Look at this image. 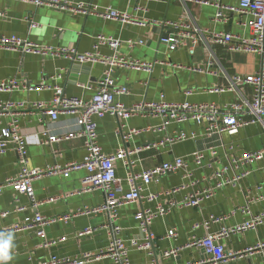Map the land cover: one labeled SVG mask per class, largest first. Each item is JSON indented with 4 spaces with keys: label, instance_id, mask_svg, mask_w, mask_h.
I'll list each match as a JSON object with an SVG mask.
<instances>
[{
    "label": "crops",
    "instance_id": "obj_1",
    "mask_svg": "<svg viewBox=\"0 0 264 264\" xmlns=\"http://www.w3.org/2000/svg\"><path fill=\"white\" fill-rule=\"evenodd\" d=\"M73 9L59 10L49 6H35L18 0H0V35H18L36 43L73 48L77 53L92 51L97 35L113 37L121 41L117 52L141 61H162L156 63L150 73L118 67L114 71L117 85H126L129 94L120 97L125 105L145 100H159L164 94L167 101L187 99L190 102H216L225 104L236 102L240 98H250L251 88L248 85L229 89L228 84L233 75H248L264 68V59L258 54L247 52H230L224 46L200 41L193 55L186 48L180 47L167 51L164 44L159 42L162 30L159 27L146 25H123L118 20H106L95 13H85L84 10L96 7L101 10L106 7L129 14L137 15L148 20H184L205 29L228 31L234 34L249 36L245 25L248 15L229 10L236 7L239 0H64ZM81 4V8L77 5ZM221 12V17L215 15ZM37 23L30 29L24 17ZM128 39L143 40L144 44L128 46ZM98 56L112 54L108 45H100ZM179 65L181 67L173 66ZM189 67L201 69L194 72ZM107 65L79 63L64 57H41L31 53H21L13 50L0 49V81L12 77L25 80L28 84H38L43 77L49 87L40 91L15 90L0 91V103L7 101H49L53 96V88L61 87L64 94L89 99L95 92L96 83L102 78ZM87 84V88L81 85ZM223 87L222 92H210V88ZM191 89L190 95L185 90ZM3 117L2 121H7ZM97 125L98 142L107 153L114 152L121 145L128 148L155 144L139 154L128 156L133 161L131 167L124 160L115 161L116 175L121 179L120 189L128 190L125 178L131 170L134 172L158 165L173 156H182L188 161L190 168L192 152L203 150L208 154L209 147H217L219 155L214 161H225V155H238L248 151L258 150L264 146V125L254 122L241 127L235 134L222 133L210 137L200 136L195 140L177 142L171 146L159 143L168 132L178 128L201 131L195 125L170 126L166 131L146 130L131 138L129 143L122 144L116 134L118 119L104 115L94 117ZM126 127L143 129L156 126L157 118L132 117L124 121ZM20 127L28 145L30 167H45L58 163L79 161L85 150L82 138L62 140L53 148L38 143L36 132L48 129L54 134H63L74 127V120L67 115H59L56 120L43 116L38 110L29 111L20 117ZM232 145V149L228 147ZM56 153H54V151ZM250 173L234 185L223 186L215 191L212 197L204 200L198 207L179 206L190 187L176 193H168L172 187L182 183L180 172L169 174L159 183L145 186L143 193H159V201L169 207L164 215L157 216L148 227V235L140 231L139 220L135 213L144 206L153 207V203L145 200L125 204L118 209V223L121 226L120 237L126 244L131 239L150 241L147 249H134L129 252L132 264H184L199 261L206 257L200 246H187L193 239L200 238L208 232L217 231L221 224L232 226L248 218V215L232 211L248 202L252 213L264 210V158L254 161L249 167ZM19 163L16 154L8 150L0 155V182L7 177L17 175ZM208 171L195 169V178L199 183L194 186L204 187L208 183L202 180V175ZM85 171H72L67 177L60 174L49 175L34 179L32 182L35 198L38 201L36 209L30 207L28 198L15 193L10 188L0 191V211L11 209L14 205H24L23 211L13 212L0 219V229L15 222H21L24 217L32 216L36 211L46 217L73 214L79 209L95 207L102 204L103 192L99 189L80 191V181ZM213 180H210V183ZM60 197L56 201H47L48 197ZM261 196V198H258ZM252 202H249L252 200ZM225 216L220 223H211L205 228L204 221L210 216ZM105 214H82L72 216L66 221H56L44 228L48 239L65 236L66 239L47 248L37 247L39 238L34 229L12 232L14 247L10 249L13 259L8 264H41L51 256L74 258L86 252H97L104 248L109 241L108 230L103 226L107 223ZM92 228L91 234L76 237V234ZM174 228L175 237H167L169 229ZM227 252L242 251L264 242V222L256 229L247 230L238 235L221 239ZM176 250V253L164 255V251ZM84 264H113L108 258L94 259ZM220 264H264V249L257 250L242 257L229 259Z\"/></svg>",
    "mask_w": 264,
    "mask_h": 264
},
{
    "label": "built area",
    "instance_id": "obj_2",
    "mask_svg": "<svg viewBox=\"0 0 264 264\" xmlns=\"http://www.w3.org/2000/svg\"><path fill=\"white\" fill-rule=\"evenodd\" d=\"M24 3H30L35 6H49L59 10L73 9L72 5L64 0H18ZM187 1V0H183ZM81 8V4L77 5ZM229 10L248 15L245 25L249 29V36L234 34L228 31L210 30L194 26L184 20H148L140 18L137 15L129 14L126 11H120L114 8L106 7L97 9L96 7L84 10L85 13H95L106 20H118L123 25H146L150 24L159 27L162 34L159 42L164 44L167 51H173L180 47L187 49L190 55H193L200 41L206 43L218 44L224 46L230 52H247L258 54L264 59V0H239L236 7H229ZM3 14L0 13V16ZM221 17L219 11L215 15ZM30 29L35 28L37 23L24 17ZM126 44L132 47L135 44H144L143 40L128 39ZM121 41L113 37L97 35L94 39L92 51L77 53L73 48L62 46H53L36 43L28 38L18 35H0V49L18 51L23 54L31 53L41 57H64L66 59L79 63L99 62L107 65L106 71L101 79L96 83L94 94L89 99H83L77 96L64 94L61 87L53 88V96L49 101H7L0 103V155L8 150L15 152L19 171L13 177H7L0 182V191L4 188H10L15 193L25 195L30 207L36 209L38 201L35 198L32 182L41 177L60 174L67 177L72 171L84 170L85 174L80 181V191H91L99 189L103 192L104 200L102 204L95 207H86L79 209L73 214H64L55 217H46L36 211L32 216H26L21 222H15L9 226L2 227L0 232L8 233L22 231L25 229H34L39 238L37 247L47 248L66 239L65 236L55 239L46 237L44 228L56 221H66L72 216L82 214H105L107 223L103 226L108 230V244L97 252H86L79 257L67 258L51 256L47 261L41 264H84L94 259L108 258L113 264H132L129 258V252L134 249H147L150 246V234L148 227L152 220L157 216L164 215L169 207L164 206L159 201V193H143L145 186L151 183H159L162 178L173 173H179L182 177V183L179 186L172 187L167 192L176 193L180 190L190 187V191L183 200L178 203L179 206L198 207L202 202L215 193L223 186L234 185L240 179L250 173L249 167L254 161L264 158V146L258 150L248 151L238 155H225V161H214L219 155L217 147H209L208 154L203 150H194L191 154L194 168H190L187 159L182 156H173L168 160L160 162L150 168L127 173L125 181L128 186L126 192L120 189L121 179L116 175L115 161L124 160L126 166L131 167L133 161L128 156L139 154L145 149L155 144H146L145 146H135L128 148L121 145L114 152L107 153L103 151L97 134V125L94 117H103L110 115L118 119L116 134L122 144L129 143L131 138L146 130L166 131L170 126L195 125L201 128V131L185 130L178 128L173 132L166 133L160 144L171 146L177 142L185 140H195L200 136L210 137L222 133L235 134L241 127L248 126L254 122H260L264 125V68L253 74L233 75L228 84L229 89L248 85L251 88V97L240 98V100L231 103L218 104L216 102H190L187 99L180 101H167L164 94H160L159 100L139 101L131 105H125L120 101L121 96L129 94V88L126 85H117L114 79V71L118 67H124L132 70H141L150 73L154 64L163 63L162 61H141L133 59L130 56H123L117 52ZM108 45L112 50L110 56H98L97 52L100 45ZM264 65V63L262 64ZM175 67H181L173 64ZM194 72L201 69L189 67ZM44 78L38 84H28L25 80L12 77L0 81L1 92H11L15 90L40 91L49 88ZM87 88L88 85H81ZM225 88H210V92H222ZM191 89L185 90L184 94L190 95ZM38 110L43 116H49L51 120H56L59 115H67L74 120V127L63 134L51 133L48 129H40L36 132L38 143L49 146L52 150L53 145L62 140L72 138H82L85 154L79 161H70L64 164H50L45 167H30L28 156V145L20 127V117L29 111ZM157 118L159 123L143 129L126 127L124 121L132 117ZM8 117L3 122L2 118ZM232 149V145L228 147ZM56 153L55 150H53ZM195 169L200 171H210L207 175H202V180L208 184L204 187L194 188L199 180L195 178ZM210 180L213 182L210 183ZM60 197H48L47 201H56ZM261 198V196H258ZM145 200L147 203H153L154 206H144L135 213L139 220L140 231L146 233L148 241H139L131 239L126 244L120 237L121 226L118 223V209L128 203ZM250 200L249 202H252ZM24 205H14L11 209L0 211V219L10 213L23 211ZM236 211L248 215L244 221L232 225H222L215 232H208L200 238L193 239L187 246H200L204 249L206 257L199 261H190L184 264H220L250 254L257 250L264 249V242L257 243L253 247H248L242 251L227 252L221 242V239L231 235H238L247 230L256 229L264 222V210L252 213L248 202L235 208ZM225 216H210L204 221L205 228H209L211 223H220ZM92 228H85L76 234V237L91 234ZM176 231L171 228L167 232V237H175ZM176 253V250L164 251V255Z\"/></svg>",
    "mask_w": 264,
    "mask_h": 264
},
{
    "label": "clouds",
    "instance_id": "obj_3",
    "mask_svg": "<svg viewBox=\"0 0 264 264\" xmlns=\"http://www.w3.org/2000/svg\"><path fill=\"white\" fill-rule=\"evenodd\" d=\"M14 240V234L11 232H0V264H8L13 259L10 254V249L14 247L12 241Z\"/></svg>",
    "mask_w": 264,
    "mask_h": 264
}]
</instances>
